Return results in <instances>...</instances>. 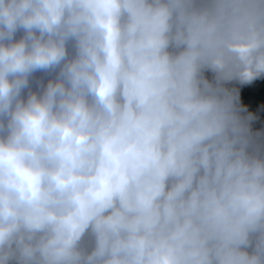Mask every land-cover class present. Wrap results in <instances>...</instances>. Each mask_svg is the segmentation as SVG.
Returning a JSON list of instances; mask_svg holds the SVG:
<instances>
[{
    "label": "clouds",
    "instance_id": "obj_1",
    "mask_svg": "<svg viewBox=\"0 0 264 264\" xmlns=\"http://www.w3.org/2000/svg\"><path fill=\"white\" fill-rule=\"evenodd\" d=\"M264 0H0V264H264Z\"/></svg>",
    "mask_w": 264,
    "mask_h": 264
},
{
    "label": "trees",
    "instance_id": "obj_2",
    "mask_svg": "<svg viewBox=\"0 0 264 264\" xmlns=\"http://www.w3.org/2000/svg\"><path fill=\"white\" fill-rule=\"evenodd\" d=\"M242 102H257L264 98V81H255L241 89Z\"/></svg>",
    "mask_w": 264,
    "mask_h": 264
}]
</instances>
